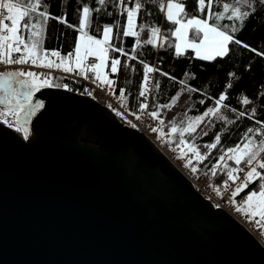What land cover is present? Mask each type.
<instances>
[{"label": "water", "instance_id": "water-1", "mask_svg": "<svg viewBox=\"0 0 264 264\" xmlns=\"http://www.w3.org/2000/svg\"><path fill=\"white\" fill-rule=\"evenodd\" d=\"M35 103L27 140L0 124V264H264L143 132L66 89Z\"/></svg>", "mask_w": 264, "mask_h": 264}, {"label": "trees", "instance_id": "trees-1", "mask_svg": "<svg viewBox=\"0 0 264 264\" xmlns=\"http://www.w3.org/2000/svg\"><path fill=\"white\" fill-rule=\"evenodd\" d=\"M185 5V13L182 14L185 19L192 16L205 18L203 14L196 9L197 0H175ZM137 0H106L104 6H100L96 0H42L41 11H47L50 17H63L67 24L78 27L80 10L84 5L93 9L90 18V26L87 29L88 34L96 39L103 37L104 26H111L110 44L112 47L122 48L126 55L120 52H113L109 48L107 62V74L114 81V93L119 95L121 90L124 92L123 103L129 105L131 111H135L139 92L144 84V64L159 69L153 72V86L150 98V110H157L158 105L171 104L172 98L179 94L178 102L171 107L160 109V119L164 121V132L169 133L171 123L175 122L178 126H186L188 118H194L201 115L208 107H213L215 100L225 91L227 83H232V88L227 89L228 100L224 102L228 107L221 109V114L228 120L235 123H227L216 117L206 119L205 123L197 129L191 137L186 133L184 139L189 143L195 144L200 152L207 156L203 161H197L194 156L191 157V168L195 167L196 172L211 171L213 166L219 162V157L223 151L235 147L241 143L244 134L249 127L260 128L261 125L256 120L264 121V55H257L256 52L249 51L238 45H230V53L227 57L217 58L208 61L201 60L194 55V52L188 50L182 55L175 53L176 38L172 32L177 27L166 19V8L160 11L158 4L160 2L167 4L168 0H139L142 4L137 19L135 31L139 36H124L123 30L127 26V15L123 11L124 7H133ZM240 6L242 11H249L251 15L245 18L243 26L239 21H229L227 18L220 21L221 25H227L229 29L233 24L238 31L235 32V38L247 44L257 52L264 53V2L261 0H249L251 7L243 3L237 4V0H214L213 12H223V4ZM100 8L99 12L95 11ZM216 23L215 19L209 21ZM67 24L60 23L57 19H49L42 34V48L47 52L59 51L63 56L70 52L74 53L75 42L78 41L79 32L75 27H68ZM160 29L154 45L146 43V40L152 39L151 28ZM27 38V33H24ZM139 40V44H137ZM135 57V59H132ZM117 58L121 60L120 70L116 73L111 72V60ZM126 65V66H125ZM167 73L168 75H161ZM234 73V76H229ZM90 77H93L90 74ZM174 77V79H170ZM67 78L54 76L53 84L56 87H64ZM184 81L186 84H181ZM159 84V88L156 84ZM196 89L188 91L187 89ZM247 97L250 104L243 105L240 101ZM204 103L201 104L200 101ZM237 111H246L247 115L239 119ZM255 109V117L250 119L252 110ZM210 121V122H209ZM207 131L208 135L202 132ZM221 135V141L217 148L209 150L204 147L206 144L215 142V135ZM264 136H255L257 142ZM179 133L170 136V141L179 145ZM264 157V154H262ZM230 167H235L231 161L226 162ZM228 169L222 166L216 175L215 183L225 182ZM257 185H249L236 199L238 201L246 197L247 193Z\"/></svg>", "mask_w": 264, "mask_h": 264}, {"label": "snow or ice", "instance_id": "snow-or-ice-1", "mask_svg": "<svg viewBox=\"0 0 264 264\" xmlns=\"http://www.w3.org/2000/svg\"><path fill=\"white\" fill-rule=\"evenodd\" d=\"M96 2L100 6H104L106 0H96ZM120 2L123 4L124 0H120ZM261 2H264V0H261ZM239 3L240 0H237V4ZM243 3L251 7L249 0H243ZM213 4L214 0H197L198 7L196 10L203 14L205 18L192 16L187 19L184 18L186 16L184 3L168 0L166 5L162 2L158 4L160 11L163 12L166 8L167 21L177 26L172 32V35L179 41L175 44L176 55L180 56L183 54V49L191 48L195 50L199 59L212 61L218 57H227L231 51L230 45L232 44L256 52L257 55H264V53L257 52L256 49L250 48L247 44L235 38L234 34L238 31L235 24L230 29L227 25L220 24V21L227 18L229 21H239L240 25L243 26L245 18L251 15V13L249 11H242L240 6L230 5L229 3L223 4V12H213ZM42 7H44L42 0H0V64H30L37 68L62 70L65 73L74 72L76 68H79L80 72L78 74H84L86 71L92 72L95 75V80L99 81L98 87L103 89L104 86H107L111 89L114 81L109 79L108 74L103 71L109 60V48L113 52H120L126 55L122 48L112 47L110 44L113 28L111 26H104L102 30L103 38L96 39L94 36L89 35L87 31L93 12V9L89 6L84 5L80 10L78 27L67 24L66 19L63 17H50L47 11L40 10ZM141 8L142 4L139 0H137L133 7H124L123 11L127 15V26L123 30L124 36H139V32L135 31V28L137 15ZM100 10V8L95 9L97 12ZM50 18L57 19L60 23L67 24L68 27H75V30L79 32L78 41L75 42L74 53L70 52L67 56L62 57L59 51H51L49 53L43 50L42 34ZM213 18L216 23L209 22ZM189 30H192L194 33L193 39L188 38ZM24 33L28 34L27 38ZM159 33V28L152 27V39L146 40V43L154 45ZM197 39H199V43L196 42ZM139 43V40H137V44ZM16 53H20V55L14 57ZM49 56L56 57L59 62L50 59ZM90 56L96 57L99 63L92 62L90 66L85 68L84 62ZM132 59H135V57H132ZM73 62L75 68L72 66ZM120 67L121 60L113 58L111 60V72H118ZM143 68L144 84L139 92L140 97H145L149 91V74L159 71V69L153 68L148 64H144ZM161 75L167 76L168 74L161 73ZM234 75V73H229V76ZM20 77H27V79H19ZM85 78L87 79L88 77L85 75ZM170 79H174V77H170ZM13 84L19 85L24 91L13 88ZM181 84H185V82L181 81ZM53 86L50 74L47 73H37L34 71L0 72V91L4 92V96L0 98V104L5 105L4 110L0 111V117H4L3 122L12 127L13 124L10 123L7 117H15V123L18 125L16 131L22 132L24 139L27 140L29 138V129L26 126L27 120L21 125L20 113L27 109L29 115H34L37 109L43 108L44 105L42 103L33 104V96L42 88H51ZM64 87L67 86L65 85ZM156 87L159 88L158 83ZM230 88H232L231 82L226 84L225 91L215 100L213 107H208L201 115L188 118L186 126L180 127L175 122H172L169 133H165L162 128H153L152 131L158 132L162 140L166 136L170 137L173 134L179 133V145H183L181 158L192 153L197 161L205 160L207 156L202 154L195 144L185 140V134L187 133L191 137L205 123L206 119L211 117H216L227 123H235V121L228 120L226 116L221 114V109L228 107L224 102L228 100L227 89ZM187 90L196 91V89L191 88ZM120 96H124L123 90H121ZM179 98L180 96L177 94L172 98L171 104L158 105L157 110L151 111L148 115L153 120H159L162 125L164 121L160 119V109L168 108L170 110L178 102ZM240 102L243 105L250 104V100L247 97L242 98ZM200 103L203 104L204 101L201 100ZM139 107L140 111L143 112L148 108V104L141 103ZM230 110L236 113L237 119L247 115L246 111L238 112L235 108ZM116 114L122 115L119 111ZM254 117L255 109L252 110L249 118L253 119ZM137 119H140V116H137ZM256 123L261 125V127H249L244 134L242 142L235 147L224 150L223 154L219 157V161L231 160L236 165L235 167H230L227 163L224 164V167L228 169V180L234 184L236 181H240L231 193L233 201L237 195L248 189L249 185H257L247 193L242 204L236 210L244 213L249 219L254 220L258 226H264V157H262V154H264V140H260L259 143H256L254 140L255 136H264V121L256 120ZM132 126L135 127L136 125ZM202 134L208 135L207 131H203ZM220 141L221 135L218 133L215 135V142L206 144L204 147L209 150L210 154L212 149L217 148ZM190 164L191 160L188 161V165ZM241 165H244V167H241ZM219 166V163H217V165H214V169ZM191 170L193 172L197 171L195 167ZM237 173H243V178L237 175ZM212 175H216L215 170L212 171ZM225 184L227 185V181Z\"/></svg>", "mask_w": 264, "mask_h": 264}, {"label": "built area", "instance_id": "built-area-1", "mask_svg": "<svg viewBox=\"0 0 264 264\" xmlns=\"http://www.w3.org/2000/svg\"><path fill=\"white\" fill-rule=\"evenodd\" d=\"M51 53V52H50ZM20 53L14 54V57L19 56ZM50 59L56 60L58 59L56 57L49 56ZM92 62H96L97 60L95 58L88 59L85 61L86 66H90ZM31 69L34 72L37 73H47L50 74V78L52 79L54 76H62L67 78L64 82L63 87L67 90H70L78 95H84L88 96L89 98L93 99L98 104L104 106L105 108L111 110L115 113L118 120L126 125H136L133 128H136L143 132L145 135L149 137V139L154 143V145L170 160H172L173 163L177 164L176 161L181 156V150L183 149V145H175L169 140V136H166L163 140L159 137L158 132L152 131L153 128H162L164 129L163 124L161 125L159 120H153L148 113L151 112L150 110V98L152 93V85H153V74H150V81H149V91L146 93L145 97L138 96L137 99V106L135 111H131L129 108V105H125L123 103V97L119 95H116L114 93V87L109 89L107 86H104L102 89L101 87H98L99 84H95L91 82L89 79H86L82 77L78 73H65L62 70L57 69H45V68H37L35 66L31 67L30 64L26 65H4L0 64V71L2 70H20V71H28ZM43 78V77H42ZM141 103H147L148 108L144 110L143 112L140 111V104ZM123 104V106H122ZM4 106L0 105V111L4 110ZM117 111H119L122 115H117ZM137 116H140V119H137ZM7 119L10 121V123L13 124L12 127H9L8 124H5L3 122L4 117H0V124L14 130L16 133H18L20 136H23L22 132L16 131V125L15 123V117L9 116ZM128 125V126H129ZM260 140H264V137ZM260 140L257 142L259 143ZM193 155V154H192ZM227 161V160H226ZM226 161H220L219 167L214 169H211L208 173L206 172H193L191 167L188 166H181L178 165L179 169H181L182 173L186 177V179L190 182L194 190L200 194V196L205 199L206 201L210 202L214 208L222 209L228 213H231L234 215V218L238 220L248 231L252 233L253 236H255L264 246V228L263 226H258L254 220L249 219L244 213L238 212L236 210V197L233 198L231 196L232 191H234L237 184H239L240 181H236L234 184L232 181H227V185L225 182L221 184L215 183V178L217 173L219 172L220 168L225 164ZM233 162V161H232ZM234 163V162H233ZM217 165V164H215ZM236 166V165H235ZM241 167H244V165H241ZM216 171V175H212V171ZM237 175H240L241 178H243V173H237Z\"/></svg>", "mask_w": 264, "mask_h": 264}, {"label": "rangeland", "instance_id": "rangeland-1", "mask_svg": "<svg viewBox=\"0 0 264 264\" xmlns=\"http://www.w3.org/2000/svg\"><path fill=\"white\" fill-rule=\"evenodd\" d=\"M176 2V1H175ZM103 38V37H102ZM101 38V39H102ZM176 38V37H175ZM188 38L189 39H193L194 38V33H193V31L192 30H189V33H188ZM201 38H202V34H201ZM179 41H177V39H176V43H178ZM197 43H199V39H197V41H196ZM188 50H191V51H193L194 52V55L197 57V55H196V52H195V50H193V49H191V48H185V49H183V53L184 52H186V51H188ZM92 58H95L96 60H97V58L96 57H92V56H90V57H88L87 58V60L88 59H92ZM86 61V60H85ZM74 63V62H73ZM97 63H99V61L97 60ZM31 67H33L32 65H31ZM9 71H13V70H2V71H0V72H9ZM15 71H18V70H15ZM28 71H32L31 69H29ZM103 71L105 72V73H107V66L103 69ZM90 74L91 75H93V77H90ZM85 75L93 82V83H95V84H99V81H96L95 80V75H94V73H92V72H85L84 74H83V76L85 77ZM109 76V75H108ZM26 79H27V77H25ZM20 79H24L23 77H20ZM109 79H110V77H109ZM17 84H14L13 85V87L14 86H16ZM15 88V87H14ZM3 105V104H2ZM5 107V106H4ZM129 125V124H128ZM130 126V125H129ZM191 160V159H190ZM187 162H184L183 161V158H180V159H178L177 160V163H179V164H188V161H189V159H187L186 160ZM242 204V202H236V206L238 207V206H240ZM264 227V226H263ZM263 234H264V231H263Z\"/></svg>", "mask_w": 264, "mask_h": 264}, {"label": "flooded vegetation", "instance_id": "flooded-vegetation-1", "mask_svg": "<svg viewBox=\"0 0 264 264\" xmlns=\"http://www.w3.org/2000/svg\"><path fill=\"white\" fill-rule=\"evenodd\" d=\"M24 79H26L25 77H23ZM20 79V78H19ZM14 85V84H13ZM13 85H12V87H13ZM15 87V89H17V90H19V91H24V89L23 88H21L19 85H16V86H14ZM13 87V88H14ZM4 96V92L3 91H0V98H2ZM4 105V104H3ZM37 110H39V109H37ZM25 111H27V109L25 110ZM28 112V111H27ZM22 113L23 112H21L20 113V124L21 125H23L24 123H25V120H27V127H28V129L29 130H31V127H32V122H31V117L30 116H32L33 117V115H29L28 114V118L27 119H24L23 118V115H22ZM29 122H30V124H29Z\"/></svg>", "mask_w": 264, "mask_h": 264}, {"label": "bare ground", "instance_id": "bare-ground-1", "mask_svg": "<svg viewBox=\"0 0 264 264\" xmlns=\"http://www.w3.org/2000/svg\"><path fill=\"white\" fill-rule=\"evenodd\" d=\"M61 54V53H60ZM62 56V55H61ZM168 158V157H167ZM169 159V158H168ZM170 160V159H169ZM172 161V160H171ZM175 164V163H174ZM177 167H179L177 164H175ZM180 171H181V169H180ZM182 172V171H181ZM183 174V173H182ZM184 175V174H183ZM231 214V213H230ZM233 217H234V215L233 214H231Z\"/></svg>", "mask_w": 264, "mask_h": 264}, {"label": "crops", "instance_id": "crops-1", "mask_svg": "<svg viewBox=\"0 0 264 264\" xmlns=\"http://www.w3.org/2000/svg\"><path fill=\"white\" fill-rule=\"evenodd\" d=\"M72 66L75 68L74 64H72ZM78 69H79V68H78ZM79 71H80V69H79Z\"/></svg>", "mask_w": 264, "mask_h": 264}]
</instances>
